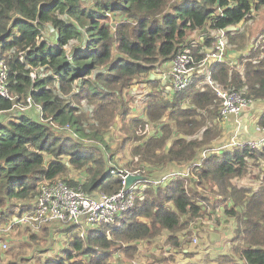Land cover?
<instances>
[{
	"label": "trees",
	"instance_id": "1",
	"mask_svg": "<svg viewBox=\"0 0 264 264\" xmlns=\"http://www.w3.org/2000/svg\"><path fill=\"white\" fill-rule=\"evenodd\" d=\"M263 6L264 0H91L89 5L83 0H0V56L13 98H0V223L11 224L31 212L45 183L60 180L86 194L117 193L125 172L108 167L113 156L104 130L118 117L126 140H141L136 131L144 121L130 115L128 91L136 79L181 53L201 60L217 37L196 43L189 38L195 32H222L227 47L239 53L233 66L214 65L213 84L241 91L251 103L264 102V28L243 52L245 32L238 27ZM46 29L53 33L49 38ZM162 93L171 92L143 100L144 119L153 123L167 117L168 123L132 149L138 163L126 168L188 171L163 186L138 190L142 198L134 199L131 211L111 226L81 235L80 226L69 225L63 230L68 245L56 255L37 252L36 264H115V257L134 256L136 243L163 232L166 243L179 249L206 205L222 206V214L235 223L230 253L213 264H264V170L256 190L231 185L262 165L263 154L248 147L221 152L210 147L222 133L220 101L206 75H195L189 87L170 94V101ZM27 97L40 108L39 116L9 113ZM256 127L264 129V111ZM200 150L204 156L198 158ZM70 169L82 172L84 182L68 179ZM139 176L143 179L136 184L142 185L151 175ZM215 187L220 198L212 202L206 190ZM27 260L21 256L0 264Z\"/></svg>",
	"mask_w": 264,
	"mask_h": 264
},
{
	"label": "rangeland",
	"instance_id": "2",
	"mask_svg": "<svg viewBox=\"0 0 264 264\" xmlns=\"http://www.w3.org/2000/svg\"><path fill=\"white\" fill-rule=\"evenodd\" d=\"M90 2L91 0H83L85 5H89ZM238 27L242 32H245L244 48L242 50L245 52L249 50L254 38L264 28V6L257 13H254V19L252 21L240 23ZM44 34L45 38H49L53 33L51 30L46 29ZM220 35L221 33L200 31L191 34L189 38L196 43H201L208 37H217L218 39ZM226 49L229 56L228 63H237L239 53L230 47H226ZM32 75L35 79V73H32ZM150 75H152V72H150L148 76L136 79L133 86L128 91V95L132 97L130 115L144 121L143 127H138L136 131V133L142 137L141 140L135 142L126 140L124 128L122 129L118 117H115L110 124L108 123V126L104 130V133H106V142L108 143V153L113 156V164H108V167H114L122 173H132V171L137 170L140 171L138 173L143 176L151 175L142 185H136L135 199L141 197V194L137 192L138 190L150 187L149 183L151 180L158 179L167 173H182L184 172L183 170H185V167L170 166V168L166 169L164 172H158L153 168L144 169L143 166H139L138 164L136 165L137 168L131 171L126 168V165L131 164V162H133V164L138 163V157L132 156V149L144 139L154 136L161 124L168 123L167 117L153 123L144 119L142 105L147 95L159 91L172 93L171 90L166 91L165 86L160 87L159 82H157L156 86L147 83ZM171 93H162L160 97L170 101ZM37 107L38 106L33 107L34 110L29 111L28 114H31L33 117L39 116L41 110H37ZM85 113L89 114L88 111H85ZM219 127L221 128L222 135L215 140L210 147L214 149V151L221 152L220 148L227 145L230 142V138H228L229 135H226L227 129L223 128L221 122ZM202 130L203 129H200L198 136L201 134ZM202 156H204V152L200 150L198 158ZM63 159L66 160L67 158L64 157ZM196 162H198V159ZM133 164L132 166H134ZM258 164V168L254 169L247 177L233 181L231 184L232 187L256 190L262 181V171L264 170L262 165H264V161L262 165L260 162ZM259 171L260 173L257 174ZM66 177L80 184L85 180L82 172L73 169H70ZM218 193L219 190L216 187L211 190H206V195L212 202L220 198ZM226 203L231 206L232 200L226 201ZM203 209L205 211L204 217L194 221V223L189 226L186 236L181 237V241L184 243L181 248H171L165 240L167 234L163 232L161 236L154 240L136 243L138 251L134 256L132 255V257H130L127 255L120 258L115 257V264H148L161 259H164L163 264H213L218 257L228 255L236 237V234H234V220L222 214V206L213 208L206 205ZM67 227V225L61 223H52L46 227L42 225L40 228H29L23 225L13 227L9 223H0V262L4 263L16 259V257L24 256V258L28 259L24 264H36L40 255L36 256L34 260H32V257L37 255V252H47L49 250L48 254H43L44 257L59 254L61 249L66 247L69 243V236L63 231ZM61 230L63 232H60ZM80 230L79 233H81V235L87 233V227L81 228Z\"/></svg>",
	"mask_w": 264,
	"mask_h": 264
},
{
	"label": "built area",
	"instance_id": "3",
	"mask_svg": "<svg viewBox=\"0 0 264 264\" xmlns=\"http://www.w3.org/2000/svg\"><path fill=\"white\" fill-rule=\"evenodd\" d=\"M220 33L221 35L212 43L211 47L203 50L204 56L201 60L195 62L192 55L181 53L170 62L156 65L152 73L159 76L161 81L168 82L169 89L174 93L189 87L193 83L195 75H206L207 84L214 90L220 101L219 115L222 123V121H227L229 116H239L250 106L251 102L246 100L241 91H227L217 88L211 80L210 71L214 65L229 60L226 42L223 33ZM229 64L233 66L236 63ZM7 74L6 62L0 56V98L12 101L13 98L7 87ZM31 77L34 78L32 74ZM163 86L167 85L164 84ZM33 107L31 98L27 97L24 103H15L9 113L28 112L34 110ZM37 110H40V108L37 107ZM2 114L0 112V115ZM258 130L262 133L259 139L240 140L233 137L220 150L232 147H248L261 151L264 156V129L260 130L258 128ZM128 175L139 176V173L138 171L124 173L122 188L111 195L104 193L86 194L69 187L60 180L45 183L40 188V193L35 200L32 211L16 218L11 226L23 225L29 228H40L42 225L61 223L67 226L87 227V230H97L101 227L111 226L133 208L136 185L138 184L134 183L126 188L124 181ZM177 175H180V173H169L151 180L149 184L163 186Z\"/></svg>",
	"mask_w": 264,
	"mask_h": 264
},
{
	"label": "crops",
	"instance_id": "4",
	"mask_svg": "<svg viewBox=\"0 0 264 264\" xmlns=\"http://www.w3.org/2000/svg\"><path fill=\"white\" fill-rule=\"evenodd\" d=\"M149 80L159 82L160 87L166 84L167 86H165L166 88L165 90L166 91L170 90L168 87V82L161 81L160 77L157 75H153V73L152 75H150ZM263 111H264V102H255V103H251L250 106L247 107L239 116H236V117L229 116L227 121H222L221 124L223 125V128L227 129L226 135H229L228 138L231 139L235 137V138L242 139V140L259 139L262 136V133L256 127V121L260 117ZM185 170L188 171V169L186 168Z\"/></svg>",
	"mask_w": 264,
	"mask_h": 264
},
{
	"label": "water",
	"instance_id": "5",
	"mask_svg": "<svg viewBox=\"0 0 264 264\" xmlns=\"http://www.w3.org/2000/svg\"><path fill=\"white\" fill-rule=\"evenodd\" d=\"M230 29H234V28H230ZM142 179L143 178L141 176H138V175H128L124 181L125 187L128 188L131 185H133L134 183L142 181Z\"/></svg>",
	"mask_w": 264,
	"mask_h": 264
}]
</instances>
